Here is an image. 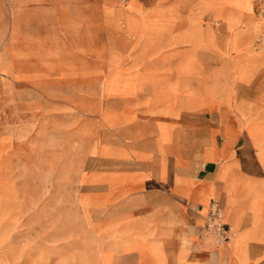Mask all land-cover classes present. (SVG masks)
<instances>
[{
	"label": "rangeland",
	"instance_id": "obj_1",
	"mask_svg": "<svg viewBox=\"0 0 264 264\" xmlns=\"http://www.w3.org/2000/svg\"><path fill=\"white\" fill-rule=\"evenodd\" d=\"M169 1L180 5L179 2L185 0ZM105 2H110L114 9L119 7L118 12L110 6L103 7ZM254 2L191 0L185 5L184 28L175 32V6L163 4L161 0H0V97L6 98L4 108H0V131L4 129V132L14 134L15 141L21 132L20 145L14 152L11 136L6 133L0 138V236L4 239L0 243L3 253L0 264H14L22 259L25 264H50L51 258H54L53 264L96 263L80 251V245L92 242H89L88 220L80 213V207L85 208L88 203L80 194V184L89 178V175H82L84 169L104 168L94 165L92 159L96 147L93 137L97 136L92 134V129L97 116L101 126H111L118 119L108 103L101 107V98L129 95L135 89L149 86L158 99L163 91L176 92L180 88L186 97L181 107L188 110H200L203 106L213 109L215 103H223L228 96L217 82L222 73L215 74L213 86L200 84L203 76L196 71L190 55L174 66L177 72L174 84L157 75L156 68L145 67L140 72L135 68L143 63L144 57L150 59L169 51L220 50L210 25L219 27V20H223L227 36L220 53L232 60L228 68L229 87L236 81L249 83L258 70H264L261 56L256 61L250 60L252 55H260L252 49L258 33V22L253 16ZM194 6H197V12L193 11ZM206 12H211V19L209 32L203 39L201 14ZM107 14L120 17L123 23L114 22ZM178 17L182 19L183 15ZM247 24L254 29L249 38L245 35ZM10 31L12 35L17 32L15 38L10 36ZM127 51L137 54L141 60H131L127 66L124 65L126 60H112ZM254 64H259V68H253ZM168 67L171 66L165 65L164 69ZM2 77L16 81L8 79L4 82L11 85L5 93L1 89ZM194 79L200 84L197 89L191 88ZM60 80H68L69 87ZM77 84L80 90L70 89L68 94L79 96L75 97L80 98L79 108L61 107L58 101L66 94L62 87L77 89ZM49 87L53 90H46ZM13 95L22 106L34 100L43 101L44 105L33 106V109L18 108L13 105L16 104ZM259 100V106H251L245 101L236 104L245 127V147L252 154L250 161L245 159L240 166L239 195L244 212L250 214L251 227L238 231V220L231 221L226 213L228 223L237 231L236 237L224 248L231 264L247 262L243 242L264 239V189L257 186L264 184V89ZM64 132L65 137L61 138ZM31 134H35V140H27ZM26 142H34L29 143L34 156L24 152ZM14 154L20 159V162L16 161V174L12 161ZM30 160L33 167L28 166ZM223 172L220 175H225ZM29 178L41 182L40 197L46 193V184L54 181L42 203L50 210L33 202L24 207L18 200L19 187L13 179ZM233 180L228 182V203L232 202ZM23 215L28 217L27 226L34 233L32 237H21L18 247L12 244V233L18 231ZM54 228L50 237L44 234ZM115 243L122 246L125 242L117 239ZM95 244L100 245L99 241ZM25 245L29 250L24 256Z\"/></svg>",
	"mask_w": 264,
	"mask_h": 264
},
{
	"label": "crops",
	"instance_id": "obj_2",
	"mask_svg": "<svg viewBox=\"0 0 264 264\" xmlns=\"http://www.w3.org/2000/svg\"><path fill=\"white\" fill-rule=\"evenodd\" d=\"M258 1L254 2V17ZM161 2L174 4V31L183 29V19L187 13L185 5L191 0L179 2L180 5L176 1ZM104 5L112 7L110 2H105L103 7ZM113 10L118 12L119 7ZM193 11H198L197 6H194ZM179 14L183 15L182 19L178 17ZM229 14L227 12V15ZM201 15V37L206 39L211 12ZM108 17L114 22L123 23L120 17ZM219 21V27L211 24L210 29L214 32V39L220 50L203 48L194 52L169 51L150 59L144 57L143 63L135 70L140 72L145 67L156 68L157 75L174 84L177 79L174 66L188 59L187 56L190 55L189 59L193 61L194 67L196 66V71L203 76L200 84L213 86L215 74L222 73L217 77V82L220 90L228 96L223 103H215L213 109L203 106L200 110H188L181 107L186 97L180 88H177L176 92L165 90L161 99H158L149 86L135 89L129 95L115 94L107 99L100 97L101 107L108 103L118 119L111 126H101L97 116L92 129V134L97 135L92 136L93 142L96 143L92 159L94 165H103L104 168L84 169L85 173L82 175H89V178L80 184V194L88 202L87 207H80V213L88 220L89 242L93 243L82 247L80 245V251L84 257L96 261L93 264H231L228 262L226 249L220 252L221 246L216 237L205 229L210 204L214 201L220 204L231 221L238 220V231L251 227L250 214L248 211L244 212L239 195L242 184L240 166L245 159L250 161L249 156L252 154L250 149L245 147V127L236 104L245 101L251 106L260 105L259 98L264 89V70H258L249 83L236 81L229 87L228 68L232 60L220 53L224 49L227 32L224 21ZM249 24L245 28L248 38L254 31ZM116 26L119 27V24ZM16 34L17 32L12 35L10 31L13 38ZM128 39L130 41L129 36ZM137 56L127 51L118 57H112V60H126L124 65L127 66L131 60H141ZM260 56L252 55L250 60L256 61ZM165 65L171 67L164 69ZM252 67L258 69L259 64ZM8 79L16 82L11 77H2V93L11 87L10 83H4ZM60 81L69 87L68 80ZM200 84L196 79L191 80V88L197 89ZM75 86L77 89L62 87V92L66 94L58 101L61 107L79 108L80 98L75 99L79 96L68 94L70 89L80 90V85ZM46 90L52 91L53 88ZM98 91L100 92L99 89ZM5 101L6 98L0 97V108H4ZM13 102H16L13 105L18 108L22 106L17 103L14 95ZM41 105H44L43 101L34 100L22 108L33 109V106ZM3 130L0 131V138L8 133L14 152L20 145L21 132L16 135L18 141H15L14 134ZM32 134L27 140L36 139V133ZM63 137L65 132L61 135V138ZM29 143L34 142L23 144V150L31 157L34 154L31 153ZM12 161L16 174L19 156L12 155ZM30 163L31 160L28 166L33 167ZM221 171H224L225 175H220ZM95 177L98 178L94 179ZM230 178L234 179V184L230 190L232 202L228 203L226 194ZM13 180L19 187L18 200L24 207L32 202L37 203L39 207H46L42 203L47 199L49 185L54 181L46 184V193L40 197L38 191L42 184L38 179ZM257 186L264 189V184ZM25 187L26 190L23 189ZM27 220L26 215L21 216L18 231L12 233V244L18 247L22 242L21 237H32L34 233L29 230ZM56 228L44 234L48 236ZM97 231L99 233L95 234ZM117 239L125 243L122 246L115 245ZM3 240L0 236V243ZM97 241L100 243L98 246L95 244ZM243 243L241 245L246 249L248 258L245 264H264V239H252ZM28 250V245H25L22 249L24 256ZM0 257L3 258L1 250ZM53 262L54 258H51L50 264ZM14 264L25 263L22 259Z\"/></svg>",
	"mask_w": 264,
	"mask_h": 264
},
{
	"label": "built area",
	"instance_id": "obj_3",
	"mask_svg": "<svg viewBox=\"0 0 264 264\" xmlns=\"http://www.w3.org/2000/svg\"><path fill=\"white\" fill-rule=\"evenodd\" d=\"M255 16L264 20V0H259L255 6ZM264 28L262 35L258 38L256 46H261L264 41ZM227 224L222 221V208L216 201L210 204V209L206 221V230L214 233L218 243H221L227 233Z\"/></svg>",
	"mask_w": 264,
	"mask_h": 264
},
{
	"label": "bare ground",
	"instance_id": "obj_4",
	"mask_svg": "<svg viewBox=\"0 0 264 264\" xmlns=\"http://www.w3.org/2000/svg\"><path fill=\"white\" fill-rule=\"evenodd\" d=\"M256 20L258 22V33H257V37H256V39H257L258 37H260L262 35V30L264 28V20L261 18H258V17H256ZM256 39H255V41H256ZM263 40H264V38H263ZM255 41H254V45H256ZM254 45H253L252 49L254 50V52L259 53L261 55L262 60L264 61V41L261 43V46H259L258 49L255 48ZM222 221L228 223V221L226 219V213H225V211H223V208H222ZM226 230H227V233H226L223 241L221 243H219V245L221 246L220 250L226 248L229 245V243L237 235L235 228L232 225H230L229 223L227 224Z\"/></svg>",
	"mask_w": 264,
	"mask_h": 264
}]
</instances>
